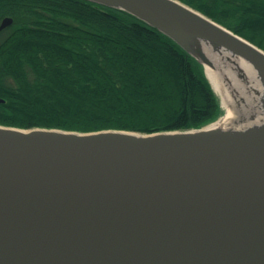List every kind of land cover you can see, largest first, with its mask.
I'll return each mask as SVG.
<instances>
[{
    "label": "water",
    "instance_id": "1",
    "mask_svg": "<svg viewBox=\"0 0 264 264\" xmlns=\"http://www.w3.org/2000/svg\"><path fill=\"white\" fill-rule=\"evenodd\" d=\"M89 1L136 16L194 57L220 117L212 60L187 43L264 72V49L181 0ZM12 23L5 17L0 32ZM254 128L190 137L170 133L200 128L0 124V264H264V124Z\"/></svg>",
    "mask_w": 264,
    "mask_h": 264
},
{
    "label": "trees",
    "instance_id": "2",
    "mask_svg": "<svg viewBox=\"0 0 264 264\" xmlns=\"http://www.w3.org/2000/svg\"><path fill=\"white\" fill-rule=\"evenodd\" d=\"M264 49V0H181ZM0 124L91 132L201 128L223 109L171 37L89 0H0Z\"/></svg>",
    "mask_w": 264,
    "mask_h": 264
},
{
    "label": "bare ground",
    "instance_id": "3",
    "mask_svg": "<svg viewBox=\"0 0 264 264\" xmlns=\"http://www.w3.org/2000/svg\"><path fill=\"white\" fill-rule=\"evenodd\" d=\"M202 46L212 63H206L208 77L222 97L225 114L199 130L174 132L170 135L201 137L250 132L264 124V72L251 62L208 42H188L192 50Z\"/></svg>",
    "mask_w": 264,
    "mask_h": 264
}]
</instances>
